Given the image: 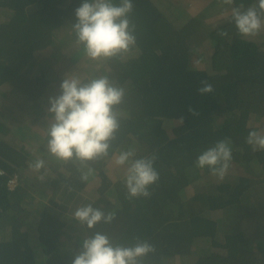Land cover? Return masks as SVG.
Listing matches in <instances>:
<instances>
[{"label": "trees", "instance_id": "obj_1", "mask_svg": "<svg viewBox=\"0 0 264 264\" xmlns=\"http://www.w3.org/2000/svg\"><path fill=\"white\" fill-rule=\"evenodd\" d=\"M163 1L132 0L135 44L101 61L82 59L83 45H71L82 0H0V264H71L96 232L113 246L152 244L141 264H264V151L245 143L249 130L264 133V35L241 36L231 20L207 32L198 17L175 27ZM257 2L233 0L232 7ZM44 49L49 56L39 59ZM57 53L63 68H54ZM70 76L84 83L106 76L124 89L107 156L61 162L47 150L48 129H33L38 120L50 125L49 98ZM202 81L214 91L198 93ZM42 97L41 108L26 107ZM32 134L40 141L30 155L20 142ZM225 138L233 157L227 174L206 180L208 170L194 161ZM129 150L155 157L159 180L147 197L128 196L121 165L106 169ZM37 158L44 166L33 179L26 161ZM15 172L18 183L8 189ZM87 204L114 218L82 225L72 213Z\"/></svg>", "mask_w": 264, "mask_h": 264}, {"label": "clouds", "instance_id": "obj_2", "mask_svg": "<svg viewBox=\"0 0 264 264\" xmlns=\"http://www.w3.org/2000/svg\"><path fill=\"white\" fill-rule=\"evenodd\" d=\"M225 3L232 4L233 0H225ZM132 11V0H119L118 4L113 0H82L74 10L76 20L72 27L85 54L93 60L109 59L134 45L136 38L129 20ZM231 21L241 36L256 35L264 27V0H258L255 6L233 8ZM197 91L204 95L214 89L210 83L202 81ZM123 96L124 89L115 86L106 76L86 83L78 77H65L59 95L49 98L48 112L52 115V122L47 130L48 152L61 162L73 159L85 162L107 156L110 141L115 139L119 128L114 108L121 103ZM188 111L198 115L192 107ZM245 143L254 152L264 151V133L249 130ZM134 157L131 150L121 151L115 163L128 165L124 181L128 196L147 197L150 195L148 187L159 180V173L154 168L155 157ZM232 158L231 142L225 138L200 152L194 165L223 179ZM43 166L44 160L40 158L32 164L36 170ZM72 215L90 229L101 220L108 223L114 218V213L105 214L92 204L77 207ZM153 251L154 246L147 241H139L131 247L113 246L107 235L96 232L82 241L71 264H141V258Z\"/></svg>", "mask_w": 264, "mask_h": 264}, {"label": "crops", "instance_id": "obj_3", "mask_svg": "<svg viewBox=\"0 0 264 264\" xmlns=\"http://www.w3.org/2000/svg\"><path fill=\"white\" fill-rule=\"evenodd\" d=\"M163 9L164 10L168 9V12H165V13L167 14L169 20L172 22V24L175 27H180L184 22H186L191 17H198L201 19L202 28L208 32L212 30L213 28L223 25L227 21H230L232 17L233 7H232V4L225 3V0H165ZM48 52H49L48 49H44L42 52L38 54V58L43 59L49 56ZM206 56H208V54ZM83 57L84 56H82V59H84ZM80 62H81V57H80ZM82 74H85V73H82ZM44 103H45V99L42 97V98H38L33 101H28L25 104H26V107L30 109L36 108V107L38 109V108H41L44 105ZM29 122L31 121L28 120V122L26 123L28 126H31L32 123H29ZM38 122H39V128L38 126L36 128H33V127L32 128L40 133H44V131L48 129L49 123H46L44 121H39V120ZM20 143L23 145L24 152L31 155L32 152L30 151H34L31 148L32 145H30L29 142H24L23 140ZM30 159L26 161V164H27V168L30 171L29 175H32L34 179L38 172L34 170V168L32 167L33 160H30ZM115 165L116 163L113 164V162H111L108 159L106 163V168L108 169V168L114 167ZM21 174L23 173L21 172Z\"/></svg>", "mask_w": 264, "mask_h": 264}, {"label": "rangeland", "instance_id": "obj_4", "mask_svg": "<svg viewBox=\"0 0 264 264\" xmlns=\"http://www.w3.org/2000/svg\"><path fill=\"white\" fill-rule=\"evenodd\" d=\"M164 4H165V1H163V3H161V7L163 8V6H164ZM164 12H168V9H166V10H164ZM65 28H68V27H65ZM66 30V29H65ZM68 31H72V29H70V30H68ZM260 33H261V35H264V28H262L260 31H259ZM76 36V35H75ZM248 37V36H247ZM260 40H262V39H260ZM71 42H73L71 45H73V47L76 45V44H78V46H81L82 44H80L79 45V43L77 42V39H74L73 38V40H71ZM71 47V46H70ZM69 47H64V49H63V52H62V55H63V60H68V58L66 57V56H68L67 54H66V51H68L67 49H68ZM79 51V50H78ZM85 52V51H84ZM72 54H73V48L71 47V53H70V55L72 56ZM207 54H210L209 52H203V55H202V58L204 59L203 61H205L206 63H209L208 62V57L209 56H206ZM56 56H57V58H58V60H57V58H56ZM56 56H55V58H51V59H53V62L56 64L55 66H54V68L55 69H59V68H63V65H62V63L61 62H59V60H62L61 59V55H59L58 53L56 54ZM84 59H88L89 57L88 56H84L83 57ZM103 59L104 58H100L99 60H101V61H103ZM202 64V66L201 67H204V64L203 63H201ZM73 65H75V64H73ZM208 64H206V66H207ZM71 66V65H70ZM57 67V68H56ZM24 117V119H23V122H28V117H27V115H24L23 116ZM33 125L34 124H32V127H33ZM38 126V128H39V125H34V128H36ZM28 136V135H27ZM8 137H9V135H8ZM25 139V141L24 142H26V141H28L29 143H30V145H33V144H35V143H38L39 141H40V137L39 136H36L35 134H32L31 136H29V137H26V138H24ZM109 169V168H108ZM119 170H121V175H124V174H127V166H123L122 168L121 167H119ZM31 178H33V176L32 175H29ZM217 177H215V176H212V175H210L209 173H206L205 174V179L206 180H210V179H216ZM47 187V183H45V184H43V186H42V189H45ZM193 190V188L192 187H188L187 189H186V191H185V193H187V192H189V191H192Z\"/></svg>", "mask_w": 264, "mask_h": 264}, {"label": "built area", "instance_id": "obj_5", "mask_svg": "<svg viewBox=\"0 0 264 264\" xmlns=\"http://www.w3.org/2000/svg\"><path fill=\"white\" fill-rule=\"evenodd\" d=\"M0 171H3V170L0 169ZM17 183H18V173L15 172L7 179L6 184L9 189H13Z\"/></svg>", "mask_w": 264, "mask_h": 264}]
</instances>
